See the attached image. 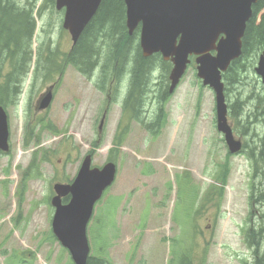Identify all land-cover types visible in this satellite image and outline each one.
Masks as SVG:
<instances>
[{
	"label": "rangeland",
	"instance_id": "rangeland-1",
	"mask_svg": "<svg viewBox=\"0 0 264 264\" xmlns=\"http://www.w3.org/2000/svg\"><path fill=\"white\" fill-rule=\"evenodd\" d=\"M42 1L15 0L21 10L35 5L31 49L58 52V44L64 54L70 40L61 29L63 13L47 1L40 7ZM256 60L241 62L245 71L225 92L226 104L237 112L235 119L228 115V124L243 144L257 143L239 133L246 121L255 134L264 133L249 115L248 97L262 94L253 71ZM17 64L7 58L0 70V84L13 87L17 80L20 90L18 105L10 107L9 151L0 152V264H74L52 234L51 200L55 185L76 178L88 152L92 167L106 162L117 167L114 184L96 203L87 226L89 256L112 264H178L187 253L191 264H253L242 230L251 186L263 182L264 164L227 153L215 128L214 95L201 86L193 63L160 111L151 92L146 96L143 122L160 118L154 133L121 111L127 79L104 95L72 68L62 77L57 66L30 76L31 65L24 62L28 75L21 77L11 75ZM160 73L153 76V93ZM50 91L52 103L42 111L39 104ZM223 172L222 185L216 178ZM259 211L264 208L256 205L254 221L264 225Z\"/></svg>",
	"mask_w": 264,
	"mask_h": 264
},
{
	"label": "water",
	"instance_id": "water-1",
	"mask_svg": "<svg viewBox=\"0 0 264 264\" xmlns=\"http://www.w3.org/2000/svg\"><path fill=\"white\" fill-rule=\"evenodd\" d=\"M102 0H55V9L64 10L63 29L76 44L82 31L95 15ZM125 26L128 34L139 28V46L142 56L160 53L164 61L172 63L169 73V93L178 85L195 56L197 77L203 86L212 89L215 97L216 128L224 136L231 154L241 148L233 139L227 124V108L223 95L221 73L241 54V40L251 6L257 0H123ZM222 37L217 42L219 36ZM214 52V55L212 54ZM255 72L264 83V52L259 57ZM50 97L41 105L45 108ZM7 117L0 107V150L7 151ZM115 166L106 164L101 170L90 169L86 157L74 182L54 186L52 200L55 215L53 234L71 254L74 264H86L89 247L86 227L95 203L114 181ZM69 195L62 206L60 197Z\"/></svg>",
	"mask_w": 264,
	"mask_h": 264
},
{
	"label": "trees",
	"instance_id": "trees-1",
	"mask_svg": "<svg viewBox=\"0 0 264 264\" xmlns=\"http://www.w3.org/2000/svg\"><path fill=\"white\" fill-rule=\"evenodd\" d=\"M47 1L51 7L54 0H44L40 7L44 6ZM15 0H0V70L2 61L5 59H15L19 62L13 68V74L23 77L28 74L22 70V64L31 63L33 53L36 56L34 74L41 68L45 74L52 72L54 67L64 70L68 66H73L80 71H92L95 67H100L105 73L118 75H127L130 77L131 89L128 90V102L133 100L140 105L147 94L151 92V84L154 82V74L161 70L159 82L154 87L160 85L154 99L157 102L165 101L167 95L164 94V82L166 81L168 64L163 63L159 55H153L150 58H144L141 55L138 45V29L131 35L128 34L125 27V5L123 0H103L92 18L80 35L77 43L69 52L59 53L55 49L48 48L46 51L39 47L34 51L31 49L35 21L32 17V10L35 5L29 9L24 7L23 10L15 5ZM98 47V48H97ZM101 49V50H100ZM264 51V0H258L252 7V16L246 23V28L242 38L241 59L254 58ZM61 52V51H60ZM5 54V56H3ZM45 57H44V56ZM41 56L42 60H41ZM60 58L58 61L56 58ZM240 60L231 63L227 72L224 74L226 90L230 84L236 83L234 77L241 70L245 71L244 64ZM87 68V69H84ZM163 71V73H162ZM18 88L10 87L9 82L0 84V106L7 108L16 104V96H18ZM10 96V97H9ZM251 100V119L259 123L264 128V96L261 94H251L248 97ZM230 116L235 119L237 112L233 106L230 107ZM160 124V118L152 124L146 126L157 128ZM251 123L245 122L243 131L239 133L244 136L250 135L258 141L254 144L248 154L252 157L253 151L255 155L264 159V135L259 137L251 129ZM154 133L153 131H150ZM253 144V141L247 142V145ZM244 149V147H243ZM250 201L264 204V183H259V187L252 185L250 192ZM253 207H251V210ZM259 218L264 221V212L259 211ZM254 217L253 212L250 213ZM251 220V218L249 217ZM245 232V231H244ZM246 245L253 250L254 264H264V225L261 223H250L245 232ZM86 264H112L105 259L89 256ZM184 264V263H182Z\"/></svg>",
	"mask_w": 264,
	"mask_h": 264
},
{
	"label": "flooded vegetation",
	"instance_id": "flooded-vegetation-1",
	"mask_svg": "<svg viewBox=\"0 0 264 264\" xmlns=\"http://www.w3.org/2000/svg\"><path fill=\"white\" fill-rule=\"evenodd\" d=\"M77 74H78V75H79L84 81L88 82V83L91 84V85H95L96 82H97V81H96L97 78H96L95 75H89V76L86 78V77L80 75V73H78V72H77ZM50 92H51V91H50ZM109 93H111V91H110ZM51 94H52V97H53L54 92L52 91ZM27 106H28V103H27L26 107H27ZM12 114H13V111H12V112H9V114H8L9 119H10V117H11ZM68 156H70V155H68ZM83 157H84V156H83ZM71 183H72V181H70V182H68V183H66V184H64V185L71 184ZM60 200H61V202H63V201H68V200H69V195H66V196H64V197H61Z\"/></svg>",
	"mask_w": 264,
	"mask_h": 264
},
{
	"label": "bare ground",
	"instance_id": "bare-ground-1",
	"mask_svg": "<svg viewBox=\"0 0 264 264\" xmlns=\"http://www.w3.org/2000/svg\"><path fill=\"white\" fill-rule=\"evenodd\" d=\"M130 78L128 77V80H127V84H128V87H129V89H131V83H130V80H129ZM264 121V120H263ZM248 123V122H247ZM243 125V124H242ZM244 137V136H243Z\"/></svg>",
	"mask_w": 264,
	"mask_h": 264
}]
</instances>
